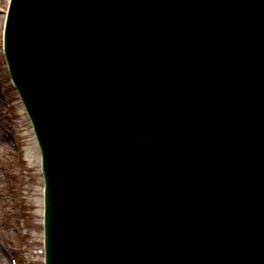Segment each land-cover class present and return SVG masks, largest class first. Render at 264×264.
<instances>
[{
  "label": "water",
  "instance_id": "obj_1",
  "mask_svg": "<svg viewBox=\"0 0 264 264\" xmlns=\"http://www.w3.org/2000/svg\"><path fill=\"white\" fill-rule=\"evenodd\" d=\"M5 55L45 264H264V0H13Z\"/></svg>",
  "mask_w": 264,
  "mask_h": 264
},
{
  "label": "rangeland",
  "instance_id": "obj_2",
  "mask_svg": "<svg viewBox=\"0 0 264 264\" xmlns=\"http://www.w3.org/2000/svg\"><path fill=\"white\" fill-rule=\"evenodd\" d=\"M7 9L0 0V264H44L41 153L4 57Z\"/></svg>",
  "mask_w": 264,
  "mask_h": 264
},
{
  "label": "clouds",
  "instance_id": "obj_3",
  "mask_svg": "<svg viewBox=\"0 0 264 264\" xmlns=\"http://www.w3.org/2000/svg\"><path fill=\"white\" fill-rule=\"evenodd\" d=\"M190 252V248L187 245L184 246H180V245H176L173 248L172 251V256L176 259L181 258L185 253H189Z\"/></svg>",
  "mask_w": 264,
  "mask_h": 264
}]
</instances>
